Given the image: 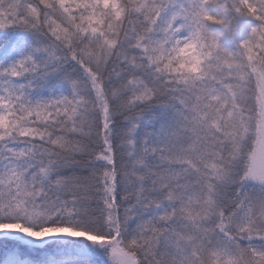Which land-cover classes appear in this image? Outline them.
Listing matches in <instances>:
<instances>
[{
	"label": "snow or ice",
	"instance_id": "snow-or-ice-1",
	"mask_svg": "<svg viewBox=\"0 0 264 264\" xmlns=\"http://www.w3.org/2000/svg\"><path fill=\"white\" fill-rule=\"evenodd\" d=\"M0 264H264V0H0Z\"/></svg>",
	"mask_w": 264,
	"mask_h": 264
}]
</instances>
